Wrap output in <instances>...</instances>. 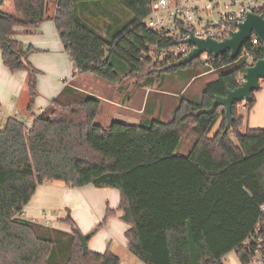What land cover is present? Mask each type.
I'll return each mask as SVG.
<instances>
[{"label": "trees", "instance_id": "trees-1", "mask_svg": "<svg viewBox=\"0 0 264 264\" xmlns=\"http://www.w3.org/2000/svg\"><path fill=\"white\" fill-rule=\"evenodd\" d=\"M88 1L99 0H57L53 16L49 0H11L16 14L0 9L2 61L12 72L27 71L28 111L39 71L28 61L31 47L14 39L15 26L32 30L52 19L74 74L89 72L110 83L131 79L144 87L191 65H176L170 57L153 62L147 54L149 45L157 46V55L159 48L176 43L144 22L152 0H117L131 18L111 38L79 16L78 4ZM254 37L235 58L228 52L209 54L207 64L197 58L205 72L220 74L205 84L200 102L180 96L168 121L114 120L104 127L96 122L100 98L71 86L34 116L31 131L19 118H7L0 126V264H121L109 248L84 255L69 215L62 220L71 228L66 234L21 217L37 187L52 182L117 189L120 219L130 225L127 248L144 264H224L231 251L247 264L251 250L242 242L256 225L264 236V127L246 125L256 90L250 101L233 104L228 127L221 106L210 114L200 111L238 87L246 67L262 57L264 47L253 44ZM183 135L193 142L186 154L178 152ZM114 212L106 208L90 233Z\"/></svg>", "mask_w": 264, "mask_h": 264}, {"label": "crops", "instance_id": "crops-1", "mask_svg": "<svg viewBox=\"0 0 264 264\" xmlns=\"http://www.w3.org/2000/svg\"><path fill=\"white\" fill-rule=\"evenodd\" d=\"M12 8L11 0H4L0 6L3 11H9ZM56 8L57 0H49L50 15L55 14ZM87 10L84 7L78 10L77 6V12L81 16ZM13 30L15 32L14 39L19 41L24 49L31 47L32 51L28 54V61L39 71L36 78L37 95L32 110L28 111L27 107L30 101L27 86L28 73L25 70L10 71L3 64L0 50V126L9 117L33 120L34 116L40 114L65 86H71L82 93L99 97L100 108L97 116H109L111 121L123 120L136 123L142 120L146 113L152 115L155 111H160L159 104L153 106L152 109L148 108L150 113L147 111L146 103H149L150 95L148 89L144 93L145 97L142 103L133 104L131 96L134 95V91L138 90L132 80L108 82L101 87L98 82L96 85L99 89H97L95 86H90L96 81L92 73L74 74V65L63 49L52 19L43 21L32 30H27L22 26H15ZM107 30L108 27L100 33L105 35ZM73 81L75 84L72 83ZM260 87H264V84H261ZM126 91L131 94L128 100L117 101L116 97L112 95ZM259 99L264 110V93ZM239 107L241 110L244 109L243 105ZM255 107L256 102L247 116L246 125L264 127V123H261L262 126L256 124L257 119L253 114ZM248 119L250 120L249 124L247 123ZM119 200L120 193L114 188H96L92 184L71 187L62 182L45 183L37 187L34 195L24 207L21 217L39 225H42L39 221L44 219L46 224L52 225L56 229L71 232L70 226L62 221L69 215L79 231L82 234H87L103 220L106 208L114 209V215L108 217L104 226L88 239V249L102 253L106 248H109L120 257L121 264L122 262L130 264L131 261L139 259L134 255L131 256L127 248L128 240L125 237V231L130 228V225L120 219L122 211L117 210ZM53 211L59 212V216L56 217L57 222L51 223L49 213ZM98 233L101 234V238L96 240L95 237ZM118 252H123L125 256L128 254L124 259Z\"/></svg>", "mask_w": 264, "mask_h": 264}, {"label": "rangeland", "instance_id": "rangeland-1", "mask_svg": "<svg viewBox=\"0 0 264 264\" xmlns=\"http://www.w3.org/2000/svg\"><path fill=\"white\" fill-rule=\"evenodd\" d=\"M82 7L88 10L86 12H83L82 16L79 13V16H81L82 19L86 20L98 32L103 31L106 29V27H108L107 35H106L107 38H111L113 35H115L118 32V30H120L131 18V13L126 8L121 6L117 2V0L88 1L78 4V10H80V8ZM220 11L221 9L219 7L215 8L213 12L205 13L204 18L208 19L209 21L216 22L219 20ZM6 12L10 14H16L13 8ZM165 16L166 14L164 12L161 13V17H165ZM228 68L230 67L226 66L222 70ZM205 70H206L205 68L199 65L196 58L191 62V65L179 69L176 73L165 75V77L162 78V80L156 81L153 85L141 87L135 83L138 91H134L135 93L133 96H131V94L128 91L120 92L118 94L113 93L112 95L116 97L115 99L117 101H123V99L128 100L129 97L131 96L133 100L132 101L133 104L138 105L141 104L142 101L144 100L145 97L144 93L146 92V89H148L150 90L149 91L150 102L148 104V108L152 109L153 106H157L159 104L160 111L159 112L155 111L152 115L146 113L144 118L156 119L160 121H168L171 118L172 110L174 107H176L180 96L190 99L194 102H200L202 91L205 84L209 81L214 80L220 74V70H216L210 73L205 72ZM75 74L77 75L78 73L75 72ZM93 78H95L96 80L95 84H92L90 86H95L97 88L96 83L98 82L100 83V87L108 83L107 81L98 79L97 77L93 76ZM127 80H131V79H127ZM72 83L75 84V81H73ZM159 85L160 87H158ZM262 93H264V87H261L260 89L254 92L256 107L253 114H255V117L257 119L256 124L259 126H262L261 123H264V110L262 108V103L259 99ZM153 95L156 96L157 98L156 97L153 98L152 97ZM241 113L243 114V116L245 117L247 116L246 109H242ZM110 119L111 118L109 116L104 117L101 115V116H97L96 122L99 124H103L104 127H108L113 121V120L111 121ZM247 123L248 124L250 123L249 119ZM217 128L218 125L216 124L213 130L211 131L210 136L213 135V133L217 130ZM242 130L244 131V128ZM192 144H193L192 140H186L184 137L182 139V144L181 147L178 149V152L181 154H186L191 149ZM58 213L59 212H54V211L49 213V219L51 223L57 222L56 217L59 216ZM39 222L40 224H42V226L47 227L51 230L56 229L52 227V225L46 224L44 222V219H41ZM62 232H64L65 234L70 233L63 230ZM100 238H101V234L98 233L95 239L98 240ZM118 254L124 258L127 256L128 253L126 254V256L123 252H118ZM130 254L131 256L134 255L131 252ZM222 261L224 264H240L236 256V253L234 251H231L228 254H226ZM90 263H91L90 260H87L85 262V264H90ZM122 264L125 263L122 262ZM130 264H144V263L141 262L140 260H136V261H131Z\"/></svg>", "mask_w": 264, "mask_h": 264}, {"label": "built area", "instance_id": "built-area-1", "mask_svg": "<svg viewBox=\"0 0 264 264\" xmlns=\"http://www.w3.org/2000/svg\"><path fill=\"white\" fill-rule=\"evenodd\" d=\"M218 7L221 9L218 21L204 18L205 13H211ZM246 11L262 15L264 0H152L150 13L144 18V22L150 29L157 30L174 41L187 38L188 30L199 38H205L208 34L212 39L223 40L230 35L229 30L237 29L233 19L242 21ZM163 12L165 17H161ZM257 41L256 37L252 40L253 44ZM148 47L150 51L147 54L153 62L164 57L178 60L193 48L190 43L180 41L167 47H158L156 55L154 48L157 46ZM208 56L207 53L200 54L199 62L207 64ZM243 80L244 77L241 76L236 81L241 84ZM19 119L24 122L27 132L33 129L32 120ZM259 230V225H256L254 231L242 242L251 250V258L247 264H264V236L259 235Z\"/></svg>", "mask_w": 264, "mask_h": 264}, {"label": "water", "instance_id": "water-1", "mask_svg": "<svg viewBox=\"0 0 264 264\" xmlns=\"http://www.w3.org/2000/svg\"><path fill=\"white\" fill-rule=\"evenodd\" d=\"M237 29L229 30L230 35L223 40H215L207 34L205 38H199L188 30L189 36L176 42L190 43L193 48L183 57L176 61V65H185L198 58L200 54L207 53L213 57H218L224 53H229L232 58H235L243 46L253 35L258 39L264 47V17L255 12H248L244 14L242 21L233 19ZM243 82L236 88L226 91L224 96H215L209 107L204 108L200 113L210 114L214 112L217 106H221L225 111L226 127L230 126L233 121L232 106L236 102H248L251 99V92L260 88L264 84V53L262 57L254 63L246 67ZM82 252L87 255L88 239L92 236L91 233H78Z\"/></svg>", "mask_w": 264, "mask_h": 264}]
</instances>
